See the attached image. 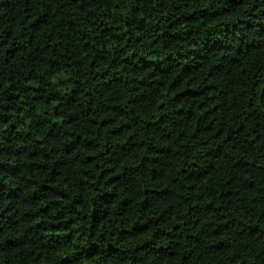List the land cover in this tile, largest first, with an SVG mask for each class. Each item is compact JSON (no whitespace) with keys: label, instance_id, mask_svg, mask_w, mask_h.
Returning <instances> with one entry per match:
<instances>
[{"label":"clouds","instance_id":"9594fccd","mask_svg":"<svg viewBox=\"0 0 264 264\" xmlns=\"http://www.w3.org/2000/svg\"><path fill=\"white\" fill-rule=\"evenodd\" d=\"M0 264H264V0H0Z\"/></svg>","mask_w":264,"mask_h":264}]
</instances>
